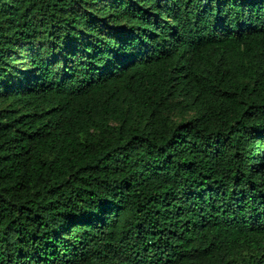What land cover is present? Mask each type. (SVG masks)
<instances>
[{"label":"trees","instance_id":"trees-1","mask_svg":"<svg viewBox=\"0 0 264 264\" xmlns=\"http://www.w3.org/2000/svg\"><path fill=\"white\" fill-rule=\"evenodd\" d=\"M0 264H264V0H0Z\"/></svg>","mask_w":264,"mask_h":264}]
</instances>
